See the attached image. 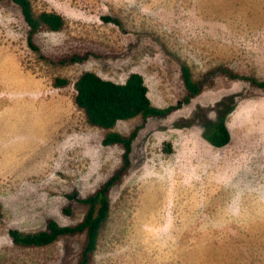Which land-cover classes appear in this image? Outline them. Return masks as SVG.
<instances>
[{"label": "rangeland", "instance_id": "obj_1", "mask_svg": "<svg viewBox=\"0 0 264 264\" xmlns=\"http://www.w3.org/2000/svg\"><path fill=\"white\" fill-rule=\"evenodd\" d=\"M30 1L35 13L54 12L64 26L35 34L33 50L18 7L0 2V264H77L83 234L23 248L8 231L35 233L48 219L78 224L87 208L66 196L86 198L121 165V147L103 146L107 131L88 125L73 103L74 83L85 71L115 83L138 73L153 106L180 103L165 118L137 117L111 130L128 136L140 126L129 167L109 192L110 214L91 264H264V194L259 206L244 212L231 211L228 200H213L219 196L199 201L196 195L204 199L205 192L195 179L210 171L178 169L176 153L183 134L202 132L205 122L230 107L237 108L225 123L231 135L240 130L241 145L247 126L264 129V89L222 73L204 79L224 67L191 48L200 44L197 38L227 34L233 47L218 58L244 65L249 75L229 70L237 76L263 82L264 41L247 46L246 36H264V0ZM74 55L87 58L67 61ZM180 65L203 82L188 105L182 104ZM58 78L67 84L54 87ZM192 226L196 232L181 233Z\"/></svg>", "mask_w": 264, "mask_h": 264}, {"label": "trees", "instance_id": "obj_2", "mask_svg": "<svg viewBox=\"0 0 264 264\" xmlns=\"http://www.w3.org/2000/svg\"><path fill=\"white\" fill-rule=\"evenodd\" d=\"M5 1V0H0ZM18 7L22 19L28 27L27 42L29 47L36 50L32 44V37L39 31L47 30L58 32L64 26L63 18L54 12L35 13L30 0H8ZM103 21L119 25V20L103 17ZM87 58V55H74L67 59L69 62H79ZM180 78L186 91L182 104L188 105L192 99L199 96L203 89L202 80H194L191 69L187 65H180ZM218 73L227 75L231 79L247 80L258 88L264 89V82H258L253 78L239 77L233 72L222 68L214 69L204 74V79L215 76ZM203 79V80H204ZM67 84L64 79H55L54 87H63ZM73 103L85 116L86 122L92 127L107 131L102 145H118L122 149L121 165L99 187L86 198H76V194L67 195V199H75L86 206V212L82 220L74 226H60L55 220L48 219L44 230L35 233H24L15 229L8 231L11 242L23 248H42L55 243L61 237L84 235V243L77 264H91L97 248L100 233L106 224L110 214L109 192L121 179V175L130 164L132 144L140 126H136L128 135L111 131L121 121H128L140 117L147 119H162L180 108V103L175 106L158 108L152 105L148 87L144 78L138 73H131L123 83H115L102 79L93 72H83L74 83ZM234 109L229 108L221 112L214 121H207L202 126V137L214 148H223L230 141L229 130L226 125L227 115ZM69 213L68 210H64Z\"/></svg>", "mask_w": 264, "mask_h": 264}, {"label": "crops", "instance_id": "obj_3", "mask_svg": "<svg viewBox=\"0 0 264 264\" xmlns=\"http://www.w3.org/2000/svg\"><path fill=\"white\" fill-rule=\"evenodd\" d=\"M226 35L227 34H223L215 38L196 37V40L200 44L191 48H193L194 51H203L204 54H201L203 56H210L211 58L216 57V62L227 70L232 71L236 68L234 72L241 75H249L244 65L233 67L230 63L232 62L230 57L227 59L218 58V56H221L219 53L220 50H227L233 47L234 39H229L225 37ZM246 37L249 43L247 46H251V42L254 41H264V36L257 40L249 36ZM244 39L241 37L238 38L240 42H243ZM252 46L258 47L256 44ZM185 64L188 63L185 62ZM260 80L262 79L260 78ZM236 108L237 107L228 115H231ZM247 128L246 145H244L243 142L241 145L238 135L240 130L237 129V132H239H236L235 135H231L229 131L230 141L228 145L219 149L212 147L205 141L201 131L188 135L183 134L182 137H180L182 139L178 141L176 148L178 169L193 166L199 169H207L208 167L210 171L208 177H199L195 179L197 185H201V190L205 192V194H203L204 199L196 195L197 200L210 201L211 197L217 198L216 196H219L218 199L213 200L218 203L228 200L229 209L233 212H244L251 206H259L262 195L264 194V153H259L258 150L261 149V146L264 148V141L261 140L264 136V129L260 123L249 125ZM231 143H233V147H230ZM236 143L238 147H235ZM251 201L254 203L250 204L249 202ZM195 230L193 226L187 228L182 227L181 233L196 232Z\"/></svg>", "mask_w": 264, "mask_h": 264}]
</instances>
